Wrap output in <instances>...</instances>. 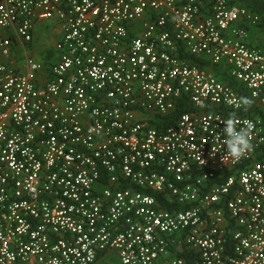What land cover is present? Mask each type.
Instances as JSON below:
<instances>
[{
	"label": "built area",
	"instance_id": "1",
	"mask_svg": "<svg viewBox=\"0 0 264 264\" xmlns=\"http://www.w3.org/2000/svg\"><path fill=\"white\" fill-rule=\"evenodd\" d=\"M259 21L232 0H0V264H264ZM41 22L54 51L15 66ZM229 119L252 126L238 160Z\"/></svg>",
	"mask_w": 264,
	"mask_h": 264
},
{
	"label": "crops",
	"instance_id": "2",
	"mask_svg": "<svg viewBox=\"0 0 264 264\" xmlns=\"http://www.w3.org/2000/svg\"><path fill=\"white\" fill-rule=\"evenodd\" d=\"M44 34H46L47 36V41L49 40L54 41L58 35V31L55 28H51V26L48 25L46 22L38 23V25L33 31L32 40L26 44H23V45L18 44L17 46H15L14 49L16 50L12 58V63L15 64V66L19 65L24 58L20 54L26 53L28 52V50H31V49H33V51H29L27 55L33 56L38 59L44 56H47L48 53H42L41 51V47L46 46L48 43L47 41L44 40Z\"/></svg>",
	"mask_w": 264,
	"mask_h": 264
},
{
	"label": "trees",
	"instance_id": "3",
	"mask_svg": "<svg viewBox=\"0 0 264 264\" xmlns=\"http://www.w3.org/2000/svg\"><path fill=\"white\" fill-rule=\"evenodd\" d=\"M232 1L238 2L239 4L244 5L259 14L260 16L259 23L257 24L255 28L251 29V33L253 34L252 41H256L257 38L264 36V0H232ZM249 32H250V29H249ZM216 73L222 81L228 82L233 88L238 89L241 93H243V91H241V87L238 84V82L226 76L225 72L217 70ZM245 99H246V96H245ZM248 103H249V100L246 99V105ZM179 111L180 110H176L175 112L177 113ZM168 119L169 117L164 118L162 120L155 119L153 121L155 125L160 128L163 125V123L168 121Z\"/></svg>",
	"mask_w": 264,
	"mask_h": 264
},
{
	"label": "clouds",
	"instance_id": "4",
	"mask_svg": "<svg viewBox=\"0 0 264 264\" xmlns=\"http://www.w3.org/2000/svg\"><path fill=\"white\" fill-rule=\"evenodd\" d=\"M251 127L252 126L249 124L246 128L237 131L234 127L233 120L229 119L227 121V127L225 129L228 136V139L225 141L227 144V156L238 160L245 155L247 150H250L249 133ZM223 159L224 157H222V160Z\"/></svg>",
	"mask_w": 264,
	"mask_h": 264
},
{
	"label": "rangeland",
	"instance_id": "5",
	"mask_svg": "<svg viewBox=\"0 0 264 264\" xmlns=\"http://www.w3.org/2000/svg\"><path fill=\"white\" fill-rule=\"evenodd\" d=\"M44 40L45 41H47V36H46V34H44ZM44 41V42H45ZM48 42V43H47ZM46 43H47V45L46 46H44V47H41V51H42V53H49V52H53L54 51V41L53 40H49V41H47ZM41 44V43H40ZM39 44V45H40ZM37 46V45H36ZM29 51H33V49H31V50H28V52ZM28 52H26V53H21L20 55H22L23 57H25V55H27L28 54Z\"/></svg>",
	"mask_w": 264,
	"mask_h": 264
}]
</instances>
